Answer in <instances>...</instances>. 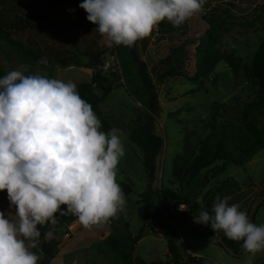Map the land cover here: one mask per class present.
<instances>
[{"label":"rangeland","instance_id":"374dc122","mask_svg":"<svg viewBox=\"0 0 264 264\" xmlns=\"http://www.w3.org/2000/svg\"><path fill=\"white\" fill-rule=\"evenodd\" d=\"M82 2L3 0L0 4L2 77L12 70H20L25 75L38 73L72 81L77 86L89 83L97 74L102 81L94 91L98 96L106 93L100 110L110 130L116 128L123 133L125 155L117 167V183L131 190L124 194L126 205L102 224L75 232L72 239H81L85 248L79 254L94 264H176L166 243L174 237L182 264H246V256H236L227 247L229 255L219 246L218 241L225 238L223 232L215 234L209 226L194 222V216L200 212L194 209L195 205L199 208L214 205L217 197H230L229 205L239 204L251 222L264 223V149L241 166L227 163L223 172L213 176L212 170L220 169L224 163V160L216 161L188 184L177 182L172 170L177 157H188L189 151L197 153L202 143L215 147L222 130L229 156L238 158L240 152L236 148L249 145L248 138L236 127L233 107L256 97L257 83L246 73L264 42V15L260 19L258 16L264 0H205L201 11L181 26L173 27L164 21L161 26L156 25L148 37L135 43L138 58L146 64L160 105L152 129L161 137L163 145L156 158L152 181L143 166L142 149L131 138L148 116L149 99L140 83L138 67L127 47L115 46L94 31L95 25L79 8ZM69 6H77L78 13L68 14ZM14 23L17 28L12 27ZM50 23L60 29H47ZM206 30L218 37L214 48L209 46V39L202 40ZM198 45L209 47L220 56L240 59L237 73L224 62L218 63L208 76L196 71V59L206 56L202 50L196 51ZM101 51L103 56L89 60V54ZM65 57L71 58L65 67L55 60ZM42 59L48 63H39ZM106 63L110 67L104 68ZM170 68L196 77V81L159 80L158 76ZM215 104H220L221 109L218 116L213 117ZM145 192L150 193L151 204L161 212V222L168 227L166 236L157 233L150 221L144 222L139 216ZM2 193L3 203L7 198ZM180 204L186 206L184 211L179 209ZM0 212L4 213L2 206ZM60 216L57 213L56 220ZM74 218L68 214V221L59 225L58 231L62 230L64 237ZM138 234L140 238L134 240ZM262 258L264 251L256 253L252 263Z\"/></svg>","mask_w":264,"mask_h":264},{"label":"clouds","instance_id":"9594fccd","mask_svg":"<svg viewBox=\"0 0 264 264\" xmlns=\"http://www.w3.org/2000/svg\"><path fill=\"white\" fill-rule=\"evenodd\" d=\"M204 2L83 0L79 8L110 43L132 47L161 22L181 26ZM101 127L72 81L20 70L0 77V192L7 193L15 210L14 220L0 212V264H38L40 253L30 247L36 248L45 225V235L52 236L57 213L71 214L91 229L123 210L126 200L117 183L123 133L116 128L105 133ZM229 199L217 197L211 212H199L194 222L242 242L252 264V256L264 251V223L251 222Z\"/></svg>","mask_w":264,"mask_h":264},{"label":"trees","instance_id":"16d2710c","mask_svg":"<svg viewBox=\"0 0 264 264\" xmlns=\"http://www.w3.org/2000/svg\"><path fill=\"white\" fill-rule=\"evenodd\" d=\"M60 3L64 2L60 1ZM0 4H3V0H0ZM258 13L260 19L261 16L264 15V6L259 8ZM226 17H228V15H226ZM162 24L163 22L159 23L158 25L161 26ZM12 27L17 28V24L14 23ZM46 28H49L50 30L60 29L54 23L48 24ZM0 33H3L1 27ZM205 37L209 39V46L214 48L218 42V37L213 36L209 30H206L204 32L202 40H204ZM127 48L131 53L132 61L138 67L140 83L149 99L147 119L145 123L132 134L131 138L132 141L142 149L143 166L147 170L148 179L152 181L156 171V158L159 155L160 149L163 145L161 137L156 135L152 129L154 120L160 112L158 94L153 81L147 71L146 64L143 61H140L138 58L135 45ZM201 50L203 52L202 54H206V56L202 55L201 57L196 59V71H202V74L205 76L210 75L215 70L216 65L220 62H224L226 65H228V67L232 69L234 73H237L239 67L241 66V60L234 58L231 55L220 56L219 54H217V51L213 52L211 51V49H209V47L202 48L201 45H198L196 47V51L200 52ZM103 55L104 52L101 51L96 54H89L88 58L89 60L94 61L97 60L98 57ZM55 60L57 63L65 67L71 60V58H56ZM246 74L250 79H253L257 83L258 89L256 97L251 102H242L240 103V105H236L235 107H233V116L236 125H238L236 127H240V133H243L244 136H246V138H248V140L250 141L249 145L246 147L242 146L236 148V150L240 152L238 158L229 156L225 151L226 139L224 137V130H222L223 132L221 134V137L218 139L215 147H212L208 142H204L201 144L197 153L189 151L188 157H177L174 160L172 176L177 182L188 184L202 170L207 169L216 161L224 160V163L222 164V167L220 169L214 168V170H212L213 176H216L220 172L224 171L227 163L230 162L236 166H241L249 157L254 156L260 149H264V42L260 45L257 52L254 54L251 67L248 69ZM0 77H2L1 72ZM166 78H183L191 82L196 81V77H188L186 74L177 72L174 68L167 69L158 76L159 80H164ZM101 81L102 77L94 74L89 83H81L77 85V91L82 99L91 104L93 111L101 121V130L107 133L110 130V126L104 118L99 107L100 103L103 102L106 98V93L104 91L102 95L98 96L94 91V87ZM220 109V104L214 105L213 117L218 116V112ZM232 128L234 129L235 127L232 126ZM223 129L225 128L223 127ZM239 136H241V134ZM239 141L240 137L238 138L237 143ZM240 143H243V140H241ZM120 187L123 194H129V192L131 191L129 187L122 185H120ZM143 203L144 206L139 210V216L141 217V219L144 222L150 221L153 224V227L157 229V233L166 236L168 227H165L161 222V212L157 211L156 208L151 204V196L149 192H145L143 194ZM209 207L212 208L213 205L208 206L207 208H199L197 207V205H195L194 210H199L200 212L205 210L209 211ZM66 221H68V215H65L62 219L56 220V224L54 226H51V229L66 223ZM39 230L41 231V237L38 239V241H36V248L42 249L46 254L51 256L49 251L45 249L43 243L46 236L45 233L49 230V226L45 225ZM139 238L140 234H138L134 240H138ZM214 238L216 239L215 236ZM221 241L222 242L218 241V244L222 249L226 251L227 254L231 255L227 250V247H230L235 252L236 256L237 254L240 255L241 253H245L241 247L242 242H235L229 240L227 237L223 238ZM166 243L168 253L171 255L175 263L182 264V259L179 258L177 254V247L175 246L174 237L169 238Z\"/></svg>","mask_w":264,"mask_h":264},{"label":"crops","instance_id":"0c3cea01","mask_svg":"<svg viewBox=\"0 0 264 264\" xmlns=\"http://www.w3.org/2000/svg\"><path fill=\"white\" fill-rule=\"evenodd\" d=\"M77 7V6H73ZM77 9H79L77 7ZM3 195L6 196V200L2 203V196L0 197V206L4 208V213H7L9 216H11L13 219H15V216L13 215L15 210L13 208H10V202L7 197V193L3 192ZM63 215L60 216L59 219H62ZM57 219V220H59ZM61 227H55L52 230V236L44 238V246L47 251L51 254L49 256L46 254L42 249L37 248H31L30 250L33 252H39L40 253V259L38 260V264H94L92 263L91 259H88L86 256H81L79 253L80 251H84V245L82 244L83 241L81 239L79 240H73L72 236L75 234V232L79 229H83V227L76 222H72L68 226L67 234L65 233V236L62 235V230L58 231V229ZM58 238L60 240H58ZM58 240V242H53L54 240ZM26 243H29L26 241ZM79 249V250H78ZM79 251V252H78ZM241 257H245L248 261L249 254L248 253H242L240 254ZM255 255L252 256V260L254 259ZM90 260V261H88ZM247 264V263H246ZM252 264H264V258L258 261H253Z\"/></svg>","mask_w":264,"mask_h":264},{"label":"built area","instance_id":"2783aa9c","mask_svg":"<svg viewBox=\"0 0 264 264\" xmlns=\"http://www.w3.org/2000/svg\"><path fill=\"white\" fill-rule=\"evenodd\" d=\"M66 11L68 14H71V15H76L78 13L77 7H73V6H69V8H67ZM108 67H110V64L106 63L104 68H108ZM73 222L78 223L76 218L73 220Z\"/></svg>","mask_w":264,"mask_h":264}]
</instances>
